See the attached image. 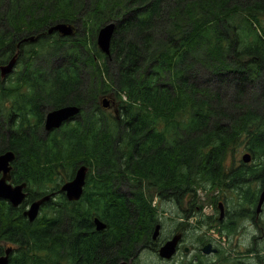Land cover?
Listing matches in <instances>:
<instances>
[{
	"label": "trees",
	"instance_id": "trees-1",
	"mask_svg": "<svg viewBox=\"0 0 264 264\" xmlns=\"http://www.w3.org/2000/svg\"><path fill=\"white\" fill-rule=\"evenodd\" d=\"M61 21L73 36L46 34ZM109 22L106 55L95 39ZM31 34L39 38L20 45L15 78H0V153H16L12 181L28 182L22 206L0 198L9 264H118L160 223L165 199L251 179V170L226 171L230 148L244 142L264 158V0H0V64ZM111 91L115 115L98 106ZM248 91H260L259 104L243 101ZM67 104L80 118L42 135L46 113ZM81 163L85 192L69 201L61 170L70 167L71 179ZM53 191L30 222L26 204ZM255 198L247 189L245 203Z\"/></svg>",
	"mask_w": 264,
	"mask_h": 264
},
{
	"label": "rangeland",
	"instance_id": "rangeland-1",
	"mask_svg": "<svg viewBox=\"0 0 264 264\" xmlns=\"http://www.w3.org/2000/svg\"><path fill=\"white\" fill-rule=\"evenodd\" d=\"M56 38L60 39V36H55ZM92 39L91 37H89ZM95 44L97 46V37L95 39ZM92 46V44H91ZM97 61H101V59L97 58ZM58 60H56L57 62ZM21 65L18 63L16 70H20ZM16 70L8 76L7 79H2L3 82L10 83L16 75ZM110 78V77H109ZM108 78V79H109ZM260 96V91H248V93L244 96L243 101H247L246 103H253V104H259L258 102L254 101V96ZM107 97L109 100H111V106L109 107V110H107V113L110 114H116L117 107H115L114 104V97H115V91H111L107 94H100L99 95V102L98 106H101L102 100ZM118 103V101H117ZM261 108H257L255 110H260ZM83 111V110H82ZM81 111V112H82ZM81 114V113H80ZM79 115L75 117V119L69 121L75 123L79 118ZM68 122V123H69ZM67 125H62L58 129H54L53 131L47 132L44 128V132L41 133L45 137L50 135L53 132L58 131L60 133V130ZM237 148V150H235ZM234 152V153H232ZM249 150L247 149L246 144L243 142L238 147L230 148L229 154L226 157L225 160V169L227 172H230L232 168H242L243 170L248 171L251 170L252 177L249 181H245L243 184L235 183L233 186H223L215 189H211L210 187L207 188H200L196 192V196L193 192V195L191 196L194 201V205L202 206L205 211L209 212L211 208V201L214 200V198L221 199V201L227 205L231 213H235L236 211L240 210L241 208L245 207L247 211L251 213V216H242L239 220V226L236 229H239L241 232L240 235V244H242V247L246 251V263L251 264H260V262L264 261V206L262 212L258 215L257 221H253L252 217L256 216V205H257V199L262 187V184L264 182V173L262 176H259L262 167L261 163L264 161L263 157H254L253 154L252 158L249 162H244L242 159V156L245 153H248ZM71 172V168L65 165V167L61 170L62 176L59 178V186H61L69 180L68 174ZM241 172V171H239ZM233 173V175L238 174ZM62 177L67 178L64 181L62 180ZM13 182V181H12ZM14 183V182H13ZM230 183V182H229ZM209 186V185H208ZM247 189H250L251 192H254L256 195L255 201L252 205H248L245 203L246 201V191ZM188 193L185 195V199L188 195ZM59 192L55 195V198H57ZM157 200V199H156ZM183 206L186 208V205L181 202V198L177 201V203L173 201H169L168 199H165V201L160 205L159 207V219L160 223L165 224L164 229L162 230V237H166L169 234H171L177 226V218L178 214H182ZM47 212V208L41 209L40 216ZM236 235L230 237V243L232 246L237 245L235 242ZM222 247L225 249H229L228 244V237L227 240L222 243ZM247 249V250H246ZM232 253L228 252L226 255V258H231ZM142 263L143 264H171V262H165L161 261L158 257H154L152 255V252H144L141 255ZM220 264H227L225 261H222Z\"/></svg>",
	"mask_w": 264,
	"mask_h": 264
},
{
	"label": "flooded vegetation",
	"instance_id": "flooded-vegetation-1",
	"mask_svg": "<svg viewBox=\"0 0 264 264\" xmlns=\"http://www.w3.org/2000/svg\"><path fill=\"white\" fill-rule=\"evenodd\" d=\"M31 35H27L22 39L30 37ZM52 35L60 36L59 32H55ZM118 112L119 109L117 107L116 114H118ZM65 125H67V123ZM239 171L242 172L245 170L242 168H232L229 173L232 175ZM234 178L235 179L228 184V186H233L238 182V179H236L237 176ZM240 180H242V178ZM159 188L160 187H155L153 189L158 190ZM194 194L196 196V193ZM192 195V193H188L185 199L184 193L180 194L181 202L186 205V208L180 206L182 207L183 212L182 214H178V224L171 234L162 237V230L164 229L165 224L157 223L161 224L159 236L154 239V231L150 234H144V236H146L145 239L136 242V247L129 249L127 251L128 254L120 256L118 264L121 261H126L128 264H143V258H141V255L144 252H152L154 257H158L161 261L171 262V264H220L222 261H225L227 264H248L245 259L246 251L239 242V233L241 231L236 229L238 228L239 220L242 217L238 215L239 211L231 213L225 202L223 203L221 199L215 197L214 200L211 201L210 211L207 212L202 206L194 205V201L191 199ZM257 218L258 215L253 216L252 220L257 221ZM177 234L180 235V238L174 256L169 259L161 257L159 254V248ZM235 235V242L237 245L232 246L230 243V237ZM127 236L134 237L140 236V234L128 233ZM227 237L229 249L222 247V243L227 240ZM130 243L134 246V241ZM206 249L210 251H207ZM228 252L233 254L231 255V258H226ZM249 264H251V262ZM260 264H264V261L262 260Z\"/></svg>",
	"mask_w": 264,
	"mask_h": 264
},
{
	"label": "water",
	"instance_id": "water-1",
	"mask_svg": "<svg viewBox=\"0 0 264 264\" xmlns=\"http://www.w3.org/2000/svg\"><path fill=\"white\" fill-rule=\"evenodd\" d=\"M116 30V23L109 22L103 25L97 33V46L105 53L110 55L111 44ZM75 26L67 22H57L49 26L47 33L54 34L59 32L63 37L73 36L75 34ZM39 38V35H31L30 37L22 39L17 45V51L15 54L5 63L0 64V77L2 79H7L15 70L20 54V45L24 42L31 41L35 42ZM19 46V47H18ZM104 108L110 106V100L105 97L103 99ZM81 113V107L76 104H67L60 106L58 108H53L49 110L45 117L44 128L47 132L53 131L54 129L60 128L64 123L73 120L77 115ZM252 158L250 152L245 153L242 156L244 162H249ZM16 159V153L13 150H6L0 153V198L10 202L13 207H20L25 199L27 198L28 183L23 181L21 183L14 184L12 180V162ZM89 172V166L85 163L80 164L75 171V175L72 179L65 182L60 188L62 192L65 193L66 198L69 201H78L84 194L85 185L87 181V174ZM55 192L46 194L36 200H33L25 208L24 215L28 218L30 222L35 221L40 215L41 208L43 205L53 199ZM264 205V184L262 191L259 196V200L256 207V213L260 214L263 210ZM96 229L101 231L106 229L107 224L95 218ZM161 231V224H157L154 230L153 238L156 239ZM180 235L177 234L168 240L159 248V254L161 257L169 259L174 256L176 252V247L179 241ZM207 251H210L206 249ZM13 251L12 247H8L5 250V254L0 256V264H9L10 255ZM120 264H128L126 261H121Z\"/></svg>",
	"mask_w": 264,
	"mask_h": 264
}]
</instances>
